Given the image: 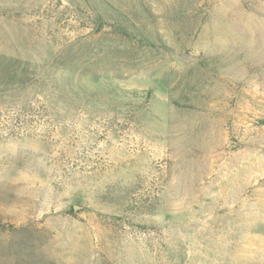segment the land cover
I'll use <instances>...</instances> for the list:
<instances>
[{
	"label": "rangeland",
	"instance_id": "obj_1",
	"mask_svg": "<svg viewBox=\"0 0 264 264\" xmlns=\"http://www.w3.org/2000/svg\"><path fill=\"white\" fill-rule=\"evenodd\" d=\"M0 264H264V0H0Z\"/></svg>",
	"mask_w": 264,
	"mask_h": 264
}]
</instances>
